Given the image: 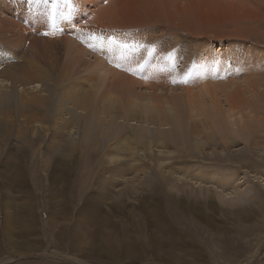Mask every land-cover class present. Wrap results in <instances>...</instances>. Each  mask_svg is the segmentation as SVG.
I'll return each instance as SVG.
<instances>
[{
	"label": "rangeland",
	"instance_id": "1",
	"mask_svg": "<svg viewBox=\"0 0 264 264\" xmlns=\"http://www.w3.org/2000/svg\"><path fill=\"white\" fill-rule=\"evenodd\" d=\"M2 20L0 72L33 61L46 105L25 76L0 84V264H264V0H0ZM204 110L250 127L254 156L235 137L220 167ZM33 113L23 137L11 123Z\"/></svg>",
	"mask_w": 264,
	"mask_h": 264
},
{
	"label": "bare ground",
	"instance_id": "2",
	"mask_svg": "<svg viewBox=\"0 0 264 264\" xmlns=\"http://www.w3.org/2000/svg\"><path fill=\"white\" fill-rule=\"evenodd\" d=\"M182 10H185V12L186 13H188V9L187 8H184V9H181L180 10V12L182 11ZM160 14V13H159ZM156 11L153 9V10H151V19H152V21H156V19H157V17H156ZM159 16V15H158ZM5 20V19H4ZM8 26H10L9 24H7L6 23V21H0V29L2 28V29H6V28H8ZM47 27V26H46ZM22 31V30H21ZM25 31V30H24ZM21 34V33H20ZM53 34H50V37H53L52 36ZM21 36V35H20ZM49 37V38H50ZM68 43H70V39H68ZM101 67H102V65H101ZM106 69L105 70H108L107 69V67H105ZM10 73V69L8 70V71H6V70H3V71H1L0 72V84H2L3 86L5 85V87H11V86H13V85H15L16 84V78H12V76H25V80L23 81V84H24V86L22 87L23 88V90H25V92H27V94H29L30 95V97H25V101H26V103L31 107V106H34L35 107V105H37V106H44V105H46L45 104V101H44V97H42V96H38V95H36V94H32V93H30V92H28L27 90H29V89H34L35 87H38L39 86V84L37 83V85H35L34 84V80H35V77L36 76H41L42 74H44V72L40 69V68H37V69H35V66H34V64H33V61H31L29 64H28V69L27 70H23V71H21L18 75L17 74H9ZM9 77V78H8ZM31 84H33L32 86H30ZM204 90L206 91V92H210L211 91V88H209L208 86H206V85H204ZM3 95H5V93H3ZM174 98V97H173ZM181 98V97H180ZM149 101L151 100V98L149 97V98H147ZM153 99V98H152ZM176 99V98H175ZM174 99V101H176L177 99V102L179 101V98L177 97V99L175 100ZM182 99V98H181ZM181 99H180V101H181ZM172 100V99H171ZM169 101V100H168ZM173 101V102H174ZM48 102V101H47ZM46 102V103H47ZM152 103V102H151ZM179 103V102H178ZM49 104V103H48ZM147 106H149V105H147ZM174 110V109H173ZM159 111V110H158ZM48 112V111H47ZM175 112V111H174ZM182 112V111H181ZM206 112H208L207 110H204L203 111V113L200 115V116H207V114H208V118H210V123H211V125L216 129L215 131H213L211 134H208V136L209 137H211L212 139H215V138H219V139H224V143L225 144H223L224 146H226V148L227 149H225L224 151H222L221 153H220V155H219V157H220V159L219 160H217V162L218 161H220L219 163L221 164V166L220 167H222V160H224L225 158L222 156V155H227L228 153H229V150H228V147L229 146H231V145H233V144H236L237 143V140L235 139V137H237V138H241L242 140H244L245 142H246V146L248 147V149H247V151H248V155H249V157L248 158H246V159H249V158H252L254 155H252V153H253V148L254 147H252V144L251 143H253V140H251V138L249 137V135H250V132H251V128L250 127H248V126H245V125H239V124H237V121H236V119H233V118H231V114L229 113V112H227V115H225V116H222L221 114H216L215 113V111H211V110H209V112L206 114ZM177 113V112H176ZM37 115L38 114H35V113H33L32 115H29V116H26L25 117V119L24 120H21L20 122H17L16 123V120H13V123H11L12 124V126L15 124V125H17V128H18V131H19V133H20V135L21 136H23V137H26V135H25V132H26V128L25 127H27V128H29V126H30V124H34L33 126L34 127H36V126H40V122H41V117L40 116H38L37 117ZM41 115V114H40ZM218 115V116H217ZM149 116V115H148ZM242 116V115H241ZM241 116H240V118H241ZM48 117H49V115H48ZM207 118V119H208ZM45 119V118H44ZM144 120H147V119H144ZM148 121V120H147ZM46 122V121H45ZM57 122V121H56ZM141 122V121H140ZM152 122V121H151ZM68 123V122H67ZM73 123H75V122H73ZM138 123V121H136V123H133V124H137ZM145 123H146V121H145ZM141 124H143V122L141 123ZM149 125V124H148ZM238 125L239 126H241L242 128L239 130L238 129ZM55 126V125H54ZM71 126V125H70ZM69 126V127H70ZM62 127H63V125H62ZM74 127V125L72 126V127H70V129H72ZM112 127V126H111ZM145 127V126H144ZM166 127V126H165ZM191 127V126H190ZM64 128V127H63ZM153 128V127H152ZM261 129H263V128H261ZM207 130V129H206ZM31 132H33L34 134L35 133H38V130H37V128H32L31 130H30ZM70 131L69 132H66L65 134H63V132L59 135V137H62L63 139H64V141H66L67 143L69 142V141H71L72 143L74 142V140H75V137H74V135L72 134V133H70ZM218 133L220 134V136H218ZM244 133H246L247 134V137H245L244 136ZM149 134V135H148ZM139 136H140V138H138V139H143V138H146L147 139V141H149L150 139H152L153 137H154V133H153V130H150V127H145L144 129H143V133H139L138 134ZM242 136H244V137H242ZM57 137H58V135H57ZM87 137H88V135L86 134L85 136H83V138H85V139H87ZM127 140H128V138H127ZM69 144V143H68ZM117 146L118 147H120V148H125L126 146L125 145H123V144H120V143H117ZM137 148H135L134 150H136ZM137 154H140L138 151L136 152ZM18 155H20V163L18 164V165H16V169H21V170H26L27 169V165H28V163L26 162V157H28V155H29V150H28V148H27V146L26 145H23L20 149H19V152L17 153ZM206 154V153H205ZM222 154V155H221ZM38 155H39V159L41 158V153H38ZM216 156H217V154H216ZM45 153H44V156H43V158H42V160H44L43 162V164L41 165L42 166V168L40 169V170H42V171H44V166H45ZM217 158V157H216ZM244 160V159H243ZM40 162V161H39ZM241 162V165H243L244 166V164H243V161H240ZM254 162V161H253ZM218 163V164H219ZM256 163V162H255ZM231 166V168H234V169H236V170H238V166L237 167H233L232 165H230ZM252 167H254L255 165H251ZM39 168H40V165H39ZM134 170H137L136 168H134ZM213 171V170H212ZM44 172H42L41 174L44 176L45 174H43ZM220 174H221V172L220 173H217V172H208L207 174H206V176H205V178H204V180H210V181H208V182H219V177H220V182L221 181H225V182H228L229 181V176H228V174L227 173H225L223 176H220ZM0 176H1V180H2V187H3V196H4V198H5V195L7 194V189H8V187H7V185H6V183H5V180H4V177L2 176V174H1V172H0ZM46 176V175H45ZM165 186V185H164ZM167 186V185H166ZM158 189V188H157ZM165 189V188H164ZM169 191V190H168ZM209 192H211V193H214L212 190H208ZM44 192L46 193V190H44ZM163 192V191H162ZM166 194H167V192H166ZM199 194H201V191H199ZM199 194H196V197H201ZM228 194H231L230 196H232L233 197V200H234V203H233V206H236V205H238L239 204V202H238V197H237V193L236 194H232V193H227L226 194V198L227 197H229V195ZM175 197V196H174ZM176 198V197H175ZM182 198V197H181ZM188 199L189 200H187V202L189 201V205H186L185 206V209H187V210H191V209H193V210H196L197 208H198V204L196 203V202H194L193 201V199H192V197L190 196V194L188 193ZM181 201V200H180ZM186 203V202H185ZM49 205H50V208L49 209H51L52 210V203H49ZM145 207V206H144ZM179 208H182L181 206H178ZM8 209V208H7ZM26 209H29L30 211H34L35 209H36V199H33V201H30V200H28L27 202H26ZM153 210V209H152ZM59 213L61 212L60 210L58 211ZM10 213L8 212V214H7V217H8V215H9ZM2 215V214H1ZM41 217V216H40ZM206 217H207V215L205 214V215H203L202 216V219L203 220H205L206 219ZM8 218H10V217H8ZM50 220H51V218H50ZM5 222H10L9 221V219H6V221ZM121 223V222H120ZM119 223V224H120ZM46 225H47V227H48V229L49 230H53V232H55V231H59V229L58 230H56V227H53L52 226V228H50L49 227V225H48V222L47 223H45ZM51 224V223H50ZM52 225H53V223H52ZM27 232L28 233H30L31 232V230H27ZM46 232V231H45ZM46 233H48L49 234V232H46ZM45 233V234H46ZM9 234V233H8ZM74 234H75V232H74ZM9 236V235H8ZM73 236V235H72ZM45 237V236H44ZM50 237V236H49ZM51 237H53V235H51ZM55 237V236H54ZM11 238V236H9V239ZM73 238V237H72ZM52 239L53 238H51V241H52ZM63 239V238H62ZM76 239H77V236H76ZM48 240H50V239H48ZM63 241H64V239H63ZM10 242H11V240L9 241V243L8 244H10ZM50 242V241H49ZM20 245H22L23 247H25L26 245H27V243L26 242H22V243H19ZM47 244V243H46ZM181 244V243H180ZM183 244V243H182ZM191 244V243H190ZM52 245H53V243H52ZM13 246L14 245H12V248H13ZM51 247V246H50ZM14 248H16V247H14ZM46 250V249H45ZM184 250V249H183ZM18 251V250H17ZM178 251V250H177ZM191 251V250H190ZM205 250L203 249L202 251H201V253L202 252H204ZM29 253V252H28ZM32 253V252H31ZM200 253V252H199ZM14 255H16V254H14ZM26 255V254H25ZM175 255H177L176 253H175ZM44 256V255H43ZM54 257V256H53ZM70 259V258H69ZM74 260V259H73ZM71 261V260H70ZM182 261V260H181ZM43 264H45V263H43ZM81 264V263H80Z\"/></svg>",
	"mask_w": 264,
	"mask_h": 264
},
{
	"label": "snow or ice",
	"instance_id": "3",
	"mask_svg": "<svg viewBox=\"0 0 264 264\" xmlns=\"http://www.w3.org/2000/svg\"><path fill=\"white\" fill-rule=\"evenodd\" d=\"M26 2H27V3H31L32 0H26ZM109 42L112 43V44H116V43H118L114 37H113V38H110V41H109ZM119 47H120L121 49H127V48L130 47V45L127 44V43H119Z\"/></svg>",
	"mask_w": 264,
	"mask_h": 264
}]
</instances>
